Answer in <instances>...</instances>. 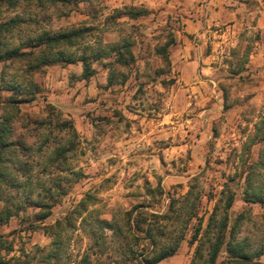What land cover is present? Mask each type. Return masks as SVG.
Wrapping results in <instances>:
<instances>
[{"label":"rangeland","instance_id":"1","mask_svg":"<svg viewBox=\"0 0 264 264\" xmlns=\"http://www.w3.org/2000/svg\"><path fill=\"white\" fill-rule=\"evenodd\" d=\"M209 1L69 0L43 10L0 4V22L13 17L28 21L14 31L16 42L32 30L87 24L98 30L103 43L129 39L133 54L127 66L113 69L107 65L110 59L93 61L95 73L88 79L81 78L80 63L47 66L32 77L38 85L33 99H13L18 111H13L10 140L28 151L7 155L10 177L23 180L16 171L22 165L32 179L33 196L56 202L40 223L38 208L27 207L0 226L12 245L3 253L6 264H35L37 248L50 243L35 226L62 218L86 194L95 198L89 207L94 214L84 225L76 222L65 262L75 264L87 251L93 263L118 264L128 238L104 230V245L93 246L86 229L94 226V218L122 226L123 213L131 209L161 213L169 197L184 194L191 182L200 195L202 230L228 182L235 192L229 224L238 214L244 216L236 237H247L252 248L264 244V205L242 200L245 167L259 150L255 144L247 151L248 140L264 117V67L253 71L245 65L255 41L264 44V32L247 27L245 19L241 27L233 26L235 20L223 16L244 7L263 10L264 0H223L215 8L219 15L209 9ZM170 40L165 60L158 50ZM11 96L0 89V116ZM64 122L73 131L62 128ZM71 145L64 157L50 163L55 148ZM59 162L62 172L55 168ZM27 192L7 189L3 200L17 201ZM196 222H190L175 254L157 264H190L197 241H188ZM225 256L222 249L216 264ZM252 264H264V254Z\"/></svg>","mask_w":264,"mask_h":264},{"label":"trees","instance_id":"2","mask_svg":"<svg viewBox=\"0 0 264 264\" xmlns=\"http://www.w3.org/2000/svg\"><path fill=\"white\" fill-rule=\"evenodd\" d=\"M68 1L0 0V4L5 3L9 7H14L20 3L43 10L47 7H55L58 3L67 4ZM22 24H28V21L13 17L0 22V63L3 65L0 72V89L10 91L13 95L2 108L0 116V199H4L3 192L7 189H21L22 191L28 190V192L17 201L3 200L4 204L0 210V226L11 217L18 215L20 210L25 211L27 207L38 208L36 219L40 223L50 215V209L56 202L53 198L47 200L33 196L32 179L28 175V170L22 165L16 171L25 178L19 180L10 177L8 172L10 158H7V155L12 154L15 149L22 153L28 151L24 144L10 140L15 113L13 111H18L13 99H16L18 95L30 97L18 100V102L33 99L38 91V85L32 77L50 65L80 63L81 78L88 79L95 73V69L92 68L93 61L110 59L107 65L112 68L115 65L127 66L133 60L132 42L129 39H123L118 43H103L98 30L92 25L84 24L56 30L45 28L32 30L29 34L19 37L16 42L13 39L14 31ZM171 42V40L166 42L158 50L165 60L167 59L165 47ZM61 127L72 129L71 125L66 122L62 123ZM255 144L259 145L258 155L255 161L249 162L245 167L242 200L246 204L264 205V183L260 178L264 176V117L254 125V133L248 140L247 151L249 146ZM71 148L73 145L69 148L65 146L55 148L54 157L56 158H51L50 163L58 160V157H64ZM60 163H57L55 168L62 172L64 168L60 166ZM159 189L161 192V188ZM220 195L203 230L202 220L198 218L197 212L200 195L192 182L184 194L177 197L170 196L166 210L161 213L135 212L131 209L123 213L122 226L116 224L114 220L109 221L96 217L94 226L87 227L86 230L89 238L93 239V246L97 248L105 243L104 230H109L113 236L123 233L124 238H128L117 259L118 264H157L175 254L185 237L190 222L195 219L197 222L188 243L193 244L197 241V244L190 264H216L222 249L226 256L220 264H252L255 258L264 254V244L252 248L247 237H236V227L244 216L242 213L238 214L233 223L229 224L228 211L233 204L235 192L228 186V182L223 184ZM94 203L95 198L86 194L62 218L56 219L50 225L35 226L50 237L47 247L37 248L38 256L35 264H69L65 262L69 234L75 230L78 220L84 225L87 218L93 217L94 209H89V207ZM201 231L203 232L199 236ZM137 233H141L142 237L139 238ZM141 240L145 242L140 244ZM11 250V243L0 234V264H6L3 253ZM75 264L101 263L99 261L93 263L90 253L85 251Z\"/></svg>","mask_w":264,"mask_h":264},{"label":"crops","instance_id":"3","mask_svg":"<svg viewBox=\"0 0 264 264\" xmlns=\"http://www.w3.org/2000/svg\"><path fill=\"white\" fill-rule=\"evenodd\" d=\"M224 2L223 0H210L208 2L209 9L212 10V13H219L216 12L215 8L221 3ZM242 5V3H239ZM212 5V6H210ZM236 13H239L237 18ZM219 15V14H218ZM228 16L229 21L235 20L233 26H236V23H240V27L242 26L244 19L246 20V26L253 28L255 31L264 32V9L263 10H251L247 8H240L234 12H225L223 14L224 17ZM240 20V21H237ZM251 60H249V64H246L245 67L251 65V70L255 71L258 68L264 67V44L258 43L255 41L253 47V54L250 55Z\"/></svg>","mask_w":264,"mask_h":264}]
</instances>
